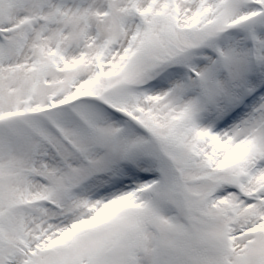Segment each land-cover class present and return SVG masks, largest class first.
Instances as JSON below:
<instances>
[{"label":"snow or ice","instance_id":"1","mask_svg":"<svg viewBox=\"0 0 264 264\" xmlns=\"http://www.w3.org/2000/svg\"><path fill=\"white\" fill-rule=\"evenodd\" d=\"M0 264H264V0H0Z\"/></svg>","mask_w":264,"mask_h":264}]
</instances>
